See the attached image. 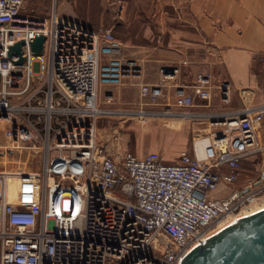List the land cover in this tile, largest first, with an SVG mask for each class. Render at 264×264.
Returning a JSON list of instances; mask_svg holds the SVG:
<instances>
[{"label": "built area", "instance_id": "obj_1", "mask_svg": "<svg viewBox=\"0 0 264 264\" xmlns=\"http://www.w3.org/2000/svg\"><path fill=\"white\" fill-rule=\"evenodd\" d=\"M24 1L0 0V122L8 124L10 148L28 143L39 151L40 170L0 175V264H179L220 223L264 202V176L233 188L243 162L264 151L257 136L264 103H246L252 92L239 91L242 110L206 117L220 129L202 158L188 151L174 162L157 152L138 156L123 147L114 124L156 113L100 105L110 95H102L105 87L118 88L138 72L113 31L60 20L55 12L25 16ZM39 35L43 52L34 56L29 44ZM21 40L24 62L16 65L8 49ZM259 61L264 67V54ZM160 72L156 85L140 87L149 104L165 100L166 84L180 69ZM173 89L180 108L211 100L214 90L204 73L191 92ZM220 99L230 102L227 90ZM101 119H114L104 134ZM10 178L17 181L13 200ZM220 185L231 191L212 197Z\"/></svg>", "mask_w": 264, "mask_h": 264}, {"label": "crops", "instance_id": "obj_2", "mask_svg": "<svg viewBox=\"0 0 264 264\" xmlns=\"http://www.w3.org/2000/svg\"><path fill=\"white\" fill-rule=\"evenodd\" d=\"M53 12L60 20L112 30L122 44V56L135 62L137 74L125 76L118 88L105 87L102 95H110L100 105L119 112L189 113L175 120L192 123L183 124L177 134L192 141L188 152L194 157H203L205 146L219 131L209 126L208 115L243 109L241 89L252 92V106L264 103V67L259 61L264 54V0H25L21 10L33 18H49ZM163 67H178L180 73L167 82L165 100L149 104L141 98L140 87L156 85ZM200 73L209 77L212 99L196 98L192 107H176L173 88L191 92ZM219 90H227L229 103L221 101ZM257 136L264 147V120ZM259 155L264 160V151ZM263 160L257 168V157L248 158L242 174L248 162L257 177L262 176ZM219 189L212 197L221 199L231 191L225 185Z\"/></svg>", "mask_w": 264, "mask_h": 264}, {"label": "rangeland", "instance_id": "obj_3", "mask_svg": "<svg viewBox=\"0 0 264 264\" xmlns=\"http://www.w3.org/2000/svg\"><path fill=\"white\" fill-rule=\"evenodd\" d=\"M218 94H220V90L218 91ZM245 101L246 103H250L251 100ZM150 113L156 114L142 117H140L139 115L133 117L130 116L125 118L124 123L122 122V120L124 119H121L120 122H116V124H114V126H119L123 147L138 156L140 154L144 155L148 152H157L162 157H164L165 160H169V162H173L175 159L177 160L179 154L183 151H188L192 145V141H189L186 134V136H183L181 132L180 135L177 134L178 129L183 124L191 125L192 123L186 120H175L176 118L184 117L183 115H180L183 114L182 112H172L173 114H177L176 116L161 115L162 112ZM113 120L114 119H101L99 121L98 126L101 129V133H105L104 128L109 126V124H113ZM207 122L209 123V126L211 128L214 127L208 120ZM7 126L8 124L0 122V175L4 173V171L30 172L35 171L36 169L40 170V158L38 153L39 151H37V149L34 150L32 147L30 148V144L28 143L13 145V147L10 148V145L12 144H10L11 142L5 136V129L7 128ZM215 128L220 129V127L216 126ZM254 156L255 158L257 157V161L254 164L257 168H259L262 163L263 157H261L259 153ZM250 164L252 166V163H245V175L241 174L240 180L233 186V188L245 187L257 180V176L259 173L252 171ZM262 176H264V169L262 170ZM244 177L245 182L243 181ZM14 181L17 182L14 178L9 179V196L11 200L14 199ZM217 189H219V187ZM219 190H221L224 194L228 193V191L225 189ZM260 205H262V203L251 207L250 210L254 208H258V210H260V208L263 209L264 207H258ZM246 212L248 211L241 212L240 214L243 215L235 217L233 221L246 216ZM226 224L228 225V223H225L224 225ZM216 228H218V226Z\"/></svg>", "mask_w": 264, "mask_h": 264}, {"label": "water", "instance_id": "obj_4", "mask_svg": "<svg viewBox=\"0 0 264 264\" xmlns=\"http://www.w3.org/2000/svg\"><path fill=\"white\" fill-rule=\"evenodd\" d=\"M45 36L30 44L34 56L43 52ZM23 40L8 49V57H18L22 65ZM2 115L6 116L4 111ZM179 264H264V208L231 222L187 252Z\"/></svg>", "mask_w": 264, "mask_h": 264}, {"label": "bare ground", "instance_id": "obj_5", "mask_svg": "<svg viewBox=\"0 0 264 264\" xmlns=\"http://www.w3.org/2000/svg\"><path fill=\"white\" fill-rule=\"evenodd\" d=\"M9 191H10V190H9ZM258 207H264V202L262 203V205H260V206H258ZM260 209H261V208H260ZM257 210H258V208H254V209H252V210L248 209V210H246V211H248V212H246V215H247V214H250V213H252V212H254V211H257ZM241 215H243V214H239V215H237V216H235V217H239V216H241ZM235 217H232V218H230L229 220H226V221L222 222L221 224H219V225H218V228H215L212 232H210L209 234H207V235H205L204 237H202L201 240H202V239H206V238H208L209 236H211L212 234L217 233L220 229H222L223 227L227 226V224L224 225L225 223H228V224H229L231 221H233V219H235ZM199 240H200V239H199ZM199 240H197L194 244H192V245L190 246V248H188V250L191 249L193 246H196V245L198 244ZM188 250H186V252H187ZM186 252H185V253H186Z\"/></svg>", "mask_w": 264, "mask_h": 264}, {"label": "trees", "instance_id": "obj_6", "mask_svg": "<svg viewBox=\"0 0 264 264\" xmlns=\"http://www.w3.org/2000/svg\"><path fill=\"white\" fill-rule=\"evenodd\" d=\"M89 29H91V28H89Z\"/></svg>", "mask_w": 264, "mask_h": 264}]
</instances>
